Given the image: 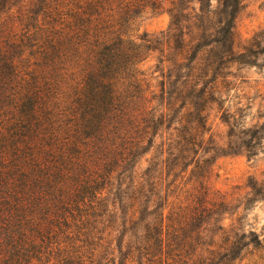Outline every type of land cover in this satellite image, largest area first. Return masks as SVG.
Returning <instances> with one entry per match:
<instances>
[{"label": "trees", "instance_id": "trees-1", "mask_svg": "<svg viewBox=\"0 0 264 264\" xmlns=\"http://www.w3.org/2000/svg\"><path fill=\"white\" fill-rule=\"evenodd\" d=\"M244 1L0 0V264H242L264 251L245 214L264 183L236 207L208 185L214 154L264 151V108L248 124L255 99L238 96V72L264 55V28L238 36ZM160 15L165 30L140 33Z\"/></svg>", "mask_w": 264, "mask_h": 264}, {"label": "rangeland", "instance_id": "rangeland-1", "mask_svg": "<svg viewBox=\"0 0 264 264\" xmlns=\"http://www.w3.org/2000/svg\"><path fill=\"white\" fill-rule=\"evenodd\" d=\"M168 23L169 18L166 15L150 17L143 22L140 33L152 34L165 30ZM263 28L264 0H245L243 9L236 20L238 36L244 42L251 39L255 33ZM157 58V54H152L142 65L148 76L154 78L152 83L155 86L161 81V72L157 70ZM258 64L259 68H242L238 72L241 78H245L247 81V84H241L238 96L242 97L245 94L246 97L255 99L252 111L246 113L248 124H254L253 115L259 107L264 108V55L259 56ZM240 83L241 80L238 81V85ZM237 102L239 101L234 100V103ZM243 103H245L244 100ZM215 115L216 113H213L211 117V122H213L212 134L217 142L220 140L226 142L225 137L228 129L221 123V115H218L217 118ZM212 163L213 172L208 181L211 193L217 196H226L228 201H232L234 207L249 196L251 193L250 184L264 183V151L258 152L256 156L252 157L244 153L219 152L213 155ZM245 214L247 221L251 222L264 238V199L252 201L251 207ZM262 257H264V251L254 256H247L242 264H259L262 262L260 260Z\"/></svg>", "mask_w": 264, "mask_h": 264}]
</instances>
